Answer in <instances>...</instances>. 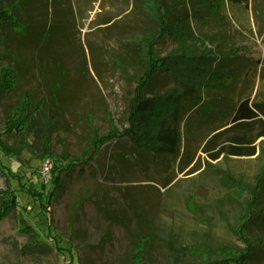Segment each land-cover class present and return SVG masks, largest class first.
I'll return each mask as SVG.
<instances>
[{
    "label": "rangeland",
    "instance_id": "1",
    "mask_svg": "<svg viewBox=\"0 0 264 264\" xmlns=\"http://www.w3.org/2000/svg\"><path fill=\"white\" fill-rule=\"evenodd\" d=\"M26 2L31 22L24 17L21 26H30L37 38L7 41L0 28V55L13 53L23 61L18 85L0 96V129L3 108L21 95L42 105L25 133L2 137L10 152L16 150L8 156L0 148V162L10 167L11 185L18 191L15 212L0 221V264H223L225 258H239L245 246L237 238L238 220L249 195H230L221 171L254 184L261 157L211 161L195 151L193 162L178 173L174 163L175 172L162 171L163 162L153 164L158 160L143 165L139 153L124 157L126 137L93 149L95 139L120 134L127 126L142 66L138 41L149 31L161 33V24L143 11L140 0ZM210 4L218 11L199 6L189 21L183 11L190 7L178 5L174 17L195 36L182 44V38L166 33L157 54L187 45L234 54L238 92L248 93L253 84L251 94L264 100V0ZM158 81L161 91L167 83ZM44 138L51 156L41 157ZM93 151L81 174L79 167L62 173L48 218L25 189L45 195L53 166L85 162ZM45 160L50 166L46 180L41 176ZM258 219L261 223L264 214ZM248 237L253 255L245 264H264V221L261 227L250 225Z\"/></svg>",
    "mask_w": 264,
    "mask_h": 264
},
{
    "label": "trees",
    "instance_id": "2",
    "mask_svg": "<svg viewBox=\"0 0 264 264\" xmlns=\"http://www.w3.org/2000/svg\"><path fill=\"white\" fill-rule=\"evenodd\" d=\"M140 2L143 11L161 24V33L157 35L156 31H149L145 38L138 41L142 66L130 100L127 126L120 134L113 133L95 139L93 149L107 141H119L126 137L129 144L123 148L124 157L132 154L136 156L139 153L138 157L142 159L143 165L156 160L158 161L153 164L163 162L162 171L172 169L175 172L170 165L174 163L178 173L193 162L195 151L205 154L211 161L227 156L261 157L262 164L255 175L254 184H245L229 172L221 171L224 184L231 189L230 195L234 194L236 198H241L244 192L249 195L248 202L239 216L237 230V238L245 248L241 253L239 251V258H225L223 264H245L253 255L248 237L250 225L261 227L264 221L258 223V218L264 214V100H258L251 94L253 84L248 93L245 90V93L238 92L240 74L234 54L210 48L197 50L188 45L164 56L157 54L155 47L163 41L166 33L172 34V38H182L179 39L182 44H186L195 36L194 32L185 26L184 21L174 17L173 11L176 7L183 4L190 7L189 10L184 9L186 12L183 11L184 19L189 21L199 12V6L206 7L209 12L218 11L216 5L210 4L211 0H176L170 5L163 0ZM26 9V0H0V28L7 41L22 42L23 37L34 40L37 38L30 26L26 23L21 26L22 18H31L26 16L29 14ZM22 11L23 16H20ZM29 20L31 22V19ZM22 74L23 61L20 57L9 52L0 55V96L13 91ZM161 78L167 86L158 91V80ZM41 105V101L32 104L29 96L25 94L18 98L16 104L3 108L5 121L0 129V148L4 150L5 155L9 156L16 150L11 147L10 152L2 137L9 138L25 133L27 125L32 122ZM200 133L202 135L197 139ZM42 144L44 149L41 157L51 156L48 139L44 138ZM94 153L95 151L85 162L74 159L63 168L60 164L53 166L50 188L45 195L35 193L29 187L25 189L39 200L48 218L51 201L62 186V173L79 167L81 174L83 164H87ZM145 154L149 156L146 157ZM9 169L10 167L0 162V175L4 178V186L0 188V221L15 212L17 206L18 190L11 185L12 175ZM173 180L170 178L168 184ZM21 186L23 190L24 187ZM192 208L196 209L195 203ZM25 231L38 235L33 229ZM139 262L134 261L132 264Z\"/></svg>",
    "mask_w": 264,
    "mask_h": 264
},
{
    "label": "built area",
    "instance_id": "3",
    "mask_svg": "<svg viewBox=\"0 0 264 264\" xmlns=\"http://www.w3.org/2000/svg\"><path fill=\"white\" fill-rule=\"evenodd\" d=\"M49 168H50V166L48 165V160H45L42 163V168H41V176L45 180L49 177Z\"/></svg>",
    "mask_w": 264,
    "mask_h": 264
},
{
    "label": "crops",
    "instance_id": "4",
    "mask_svg": "<svg viewBox=\"0 0 264 264\" xmlns=\"http://www.w3.org/2000/svg\"><path fill=\"white\" fill-rule=\"evenodd\" d=\"M257 155L251 156V157H247V158H252V157H256Z\"/></svg>",
    "mask_w": 264,
    "mask_h": 264
}]
</instances>
